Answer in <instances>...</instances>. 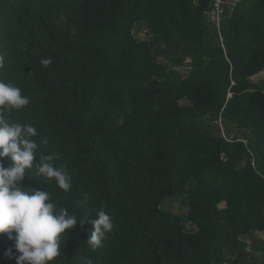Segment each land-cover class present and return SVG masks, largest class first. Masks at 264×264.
<instances>
[{
	"label": "trees",
	"instance_id": "obj_1",
	"mask_svg": "<svg viewBox=\"0 0 264 264\" xmlns=\"http://www.w3.org/2000/svg\"><path fill=\"white\" fill-rule=\"evenodd\" d=\"M210 2L0 0V79L30 101L9 117L71 176L22 186L114 222L93 250L78 221L53 264H264V0L236 1L220 33ZM13 246L0 234V264Z\"/></svg>",
	"mask_w": 264,
	"mask_h": 264
},
{
	"label": "clouds",
	"instance_id": "obj_2",
	"mask_svg": "<svg viewBox=\"0 0 264 264\" xmlns=\"http://www.w3.org/2000/svg\"><path fill=\"white\" fill-rule=\"evenodd\" d=\"M40 63L48 67L52 59L45 58ZM29 102L19 87L0 79V234H7L14 241L4 256L14 258L16 264H53L61 254L66 230L73 229L78 221L81 226L91 225L86 242L93 250L102 246L114 222L103 209L97 211L95 218L86 219L58 206L48 191L22 186L25 174L34 169L36 177L54 181L58 189H71L70 174L55 166L53 155L41 156L36 162V128L9 117L13 110H21ZM87 199L85 196L84 202Z\"/></svg>",
	"mask_w": 264,
	"mask_h": 264
},
{
	"label": "built area",
	"instance_id": "obj_3",
	"mask_svg": "<svg viewBox=\"0 0 264 264\" xmlns=\"http://www.w3.org/2000/svg\"><path fill=\"white\" fill-rule=\"evenodd\" d=\"M236 1L238 0H211L206 15L213 21L217 28H220L222 19L231 13Z\"/></svg>",
	"mask_w": 264,
	"mask_h": 264
},
{
	"label": "rangeland",
	"instance_id": "obj_4",
	"mask_svg": "<svg viewBox=\"0 0 264 264\" xmlns=\"http://www.w3.org/2000/svg\"><path fill=\"white\" fill-rule=\"evenodd\" d=\"M136 30H137V37L138 38H140V39H143L144 37H145V35H144V32L142 31V29H141V31L139 30L138 31V29L136 28ZM185 61H188V60H185ZM262 79H264V70L263 71H261V72H259L258 74H256L255 76H253L252 77V80L253 81H260V80H262ZM185 101H181V103H184ZM186 103V102H185ZM222 129V128H221ZM220 129V130H221ZM222 131V130H221ZM221 131H220V133H221ZM245 141V140H244ZM174 199V198H173ZM173 199H170L171 201L169 202V203H167V206H169V207H176V209H178L179 210V208H180V204L178 203V200L176 201L175 199L173 200ZM224 202H221L220 204H219V207H223V204ZM179 205V206H178ZM186 207L185 206H183L182 205V208H180V210H182V209H185ZM172 210H174L175 211V209H172ZM195 226V227H194ZM191 225L190 223H188V224H186L185 225V228H187V229H193V228H195V229H197V226L196 225ZM264 238V234L262 233L261 234V238L260 239H263ZM252 242V240L251 239H248L247 240V243H246V249L247 250H250V248H251V243ZM255 255L257 256V257H259V258H261L263 261H264V251H263V249H259V250H255Z\"/></svg>",
	"mask_w": 264,
	"mask_h": 264
},
{
	"label": "crops",
	"instance_id": "obj_5",
	"mask_svg": "<svg viewBox=\"0 0 264 264\" xmlns=\"http://www.w3.org/2000/svg\"><path fill=\"white\" fill-rule=\"evenodd\" d=\"M211 3V2H210ZM210 3H209V6H210ZM221 26V25H220ZM217 28V27H216ZM217 31L218 33H220V28H217Z\"/></svg>",
	"mask_w": 264,
	"mask_h": 264
}]
</instances>
